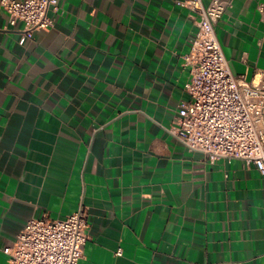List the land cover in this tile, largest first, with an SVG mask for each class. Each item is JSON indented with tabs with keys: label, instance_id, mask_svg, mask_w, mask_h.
I'll list each match as a JSON object with an SVG mask.
<instances>
[{
	"label": "crops",
	"instance_id": "obj_1",
	"mask_svg": "<svg viewBox=\"0 0 264 264\" xmlns=\"http://www.w3.org/2000/svg\"><path fill=\"white\" fill-rule=\"evenodd\" d=\"M263 9L232 0L215 25L247 81L264 71ZM49 15L21 43L0 7V264L29 219L81 205L78 264H264V177L168 131L191 98L196 15L178 0H58Z\"/></svg>",
	"mask_w": 264,
	"mask_h": 264
},
{
	"label": "built area",
	"instance_id": "obj_2",
	"mask_svg": "<svg viewBox=\"0 0 264 264\" xmlns=\"http://www.w3.org/2000/svg\"><path fill=\"white\" fill-rule=\"evenodd\" d=\"M178 3L196 15L197 31L185 56L191 66L185 84L191 98L180 104L179 117L168 131L191 151L212 160L240 159L264 177V71L251 81L235 75L215 30L232 0ZM0 7L11 24L24 23L26 34L20 39L24 43L28 33L53 25L49 12L58 9V0H0ZM88 226L84 205L64 218L33 217L3 251L10 264H78L89 238Z\"/></svg>",
	"mask_w": 264,
	"mask_h": 264
}]
</instances>
